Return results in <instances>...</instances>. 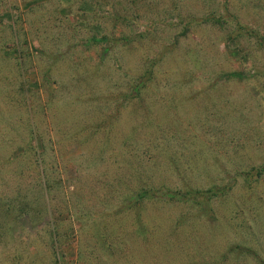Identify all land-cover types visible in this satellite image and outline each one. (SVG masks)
<instances>
[{
  "label": "rangeland",
  "instance_id": "obj_1",
  "mask_svg": "<svg viewBox=\"0 0 264 264\" xmlns=\"http://www.w3.org/2000/svg\"><path fill=\"white\" fill-rule=\"evenodd\" d=\"M236 22L263 34L264 0H0V264H261L264 45Z\"/></svg>",
  "mask_w": 264,
  "mask_h": 264
},
{
  "label": "trees",
  "instance_id": "obj_2",
  "mask_svg": "<svg viewBox=\"0 0 264 264\" xmlns=\"http://www.w3.org/2000/svg\"><path fill=\"white\" fill-rule=\"evenodd\" d=\"M213 23H218L220 25H222L224 22H222V18L221 17H210ZM207 18L206 21H208ZM245 26H243V24H239V22H236V24L231 25V27L229 28V35H228V40L234 41L236 42L237 39H239V37H242L244 35L247 36V40L251 37H254L258 47L256 46L255 49H259L261 47V45H264V33L260 34L257 30H242L244 29ZM243 31V32H242ZM247 33V34H243V33ZM252 38V39H254ZM101 38L95 39L96 41H101ZM246 60V56L242 57ZM148 71L142 75V77H145L146 79L149 78L148 75L149 73ZM243 72H239V74L242 75ZM234 74H237L236 72H234ZM142 82V81H141ZM144 84V82H143ZM139 86H142V84H138ZM136 88H138V86H136ZM250 167H254L251 168ZM249 169H244L241 172L242 177H245V179L247 180L249 178L250 175L252 176H256V177H260L261 175L264 174V163L263 164H258V165H254V166H250ZM235 178V177H233ZM221 184H223V186H221V184H217L211 187H208L206 189H199V188H189L186 190H180V189H169L167 188L165 192L160 191V188H155V187H150L149 189H146L143 191V198L144 197H153L156 193L161 197V198H167V200H176L178 202H182V203H190L189 205H200L202 206V204H206L208 201H210L213 198H217L219 196H222L223 194L226 193L227 190H229L231 188V185L233 183H229L228 182H224V180H221ZM233 182H235V180H233ZM142 192V191H141ZM154 194V195H153ZM142 196V194H141ZM260 198H262L261 196H259ZM264 199V198H263ZM262 199V200H263ZM231 250L227 251V254L230 253ZM258 261H260L261 264H264V260L260 259L258 257H256Z\"/></svg>",
  "mask_w": 264,
  "mask_h": 264
}]
</instances>
